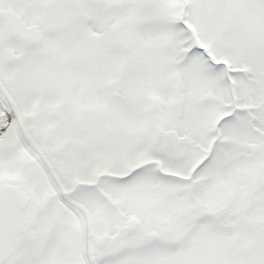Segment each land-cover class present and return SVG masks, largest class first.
<instances>
[{
	"label": "snow or ice",
	"instance_id": "1",
	"mask_svg": "<svg viewBox=\"0 0 264 264\" xmlns=\"http://www.w3.org/2000/svg\"><path fill=\"white\" fill-rule=\"evenodd\" d=\"M0 264H264V0H0Z\"/></svg>",
	"mask_w": 264,
	"mask_h": 264
}]
</instances>
